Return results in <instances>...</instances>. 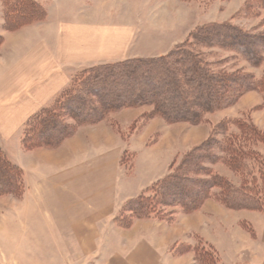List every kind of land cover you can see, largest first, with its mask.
I'll use <instances>...</instances> for the list:
<instances>
[{"label": "crops", "instance_id": "obj_1", "mask_svg": "<svg viewBox=\"0 0 264 264\" xmlns=\"http://www.w3.org/2000/svg\"><path fill=\"white\" fill-rule=\"evenodd\" d=\"M36 1L45 6L47 20L14 33L3 30L0 6V35L6 41L0 54V148L5 153L7 145L3 140L7 141L10 133L22 130L32 115L49 106L69 86L76 72L129 59L160 57L177 44L158 55L141 57L129 46L136 39L137 31L119 32L121 39L110 43L114 32L109 31L106 22H101L104 19L99 16L101 12L93 16L90 9L83 11V7L72 12L66 5L75 0ZM55 5L62 15L53 18ZM123 38L128 41L125 45L121 43ZM146 109H125L114 116L127 128ZM154 121L165 124L159 118L154 119L128 144L108 125L110 121H105L80 127L58 149L21 152L18 160L8 157L22 170L25 180L20 227L37 226L51 233L55 242L65 244L73 253L76 249L79 257L91 260V264H186L172 262L166 256L164 244L169 230L165 222L135 220L127 230L115 223L127 201L168 175L163 170L162 158H156L154 153L148 155L149 149H143ZM128 146L142 153L129 176L121 172V160ZM146 175L151 177L141 179ZM209 202L213 201H208L202 210L206 206H221L215 201L217 205ZM221 207L233 214H247V219L238 225L245 222L254 232L253 236L243 230L244 247L239 246L236 238L241 232H234L235 237L230 236L228 240L229 246L250 261L260 259L256 264H264V211H232ZM39 215L43 222L37 219ZM31 216L37 219L35 223L26 222ZM218 243L215 242L217 246ZM255 243L260 245L257 253L261 257L253 256L256 252L248 250L251 246L256 248ZM246 257L243 259L248 260ZM64 258L76 259L75 255Z\"/></svg>", "mask_w": 264, "mask_h": 264}, {"label": "trees", "instance_id": "obj_2", "mask_svg": "<svg viewBox=\"0 0 264 264\" xmlns=\"http://www.w3.org/2000/svg\"><path fill=\"white\" fill-rule=\"evenodd\" d=\"M257 2L264 10V0ZM0 3L6 32L47 19L45 6L36 0ZM2 40L0 37V45ZM212 51L233 54L250 67L259 68L264 63V33L249 32L231 22H213L197 27L188 41L165 56L129 59L78 71L50 106L27 120L24 148L57 149L78 127L103 122L110 114L131 108H151L144 122L159 118L169 125L193 126L202 124L207 115L235 106L251 92L259 93L262 100V105L253 110L264 109V76L214 68L207 59ZM251 161L259 165V178L253 175L251 183L244 180L238 187L211 168L223 164L234 175L243 176ZM22 175V170L0 148V197L20 196L24 189ZM257 179L264 190V131L249 117L224 120L206 141L184 154L166 177L127 201L115 223L127 230L135 220H166L162 214L168 208H178L188 215L211 199L232 211L263 212L264 192L258 189ZM242 225L254 236L249 225ZM183 247L185 250H177L174 255H183L190 249ZM197 260L199 264H218L214 251H198Z\"/></svg>", "mask_w": 264, "mask_h": 264}, {"label": "rangeland", "instance_id": "obj_3", "mask_svg": "<svg viewBox=\"0 0 264 264\" xmlns=\"http://www.w3.org/2000/svg\"><path fill=\"white\" fill-rule=\"evenodd\" d=\"M68 4L66 6L72 12H78L79 7H83V11L90 9L93 16L101 12L99 16L104 18L101 22H106L110 29L109 31L114 32L110 35V43L116 41L117 38L121 39L119 32L126 30L137 31L135 34L136 39L129 46L134 47L133 51L141 57L158 55L162 50H166L177 42L171 48L172 50L188 41L190 34L197 27L213 22H231L246 31L264 33V10L261 9L257 0H75V2L72 3L70 1ZM0 6L2 8L1 4ZM53 9L55 11H53L52 17H59L58 15L61 12L56 9V5ZM63 15L65 14L63 13ZM0 37L3 39L0 45L1 54V49L6 41L5 36L0 35ZM127 42L126 38H123L121 43L125 45ZM170 51L164 54L166 55ZM207 59L214 63V68H225L229 71L244 70L253 73L257 78L264 76V63L259 68H252L242 59L234 57L233 54L219 51H212L208 54ZM259 105H262L260 94L251 92L242 97L235 106L214 115H207L205 121L197 126L187 123L169 125L160 121H154L153 123L155 124L152 125V123L150 127V131H152L151 136L147 139L143 149H149L148 155L154 153L156 158H162L163 170L169 174L171 169L179 164L184 154L206 141L213 133L214 127L224 120L246 119L249 117L255 126L264 131V109L253 110ZM150 111H152L151 108H147L127 128L122 127L116 120L114 115L118 112L110 114L105 121H110L108 125L111 126L115 133L121 135L128 144L136 133H141L151 121L157 119L153 118L144 122L143 117ZM69 124L73 125L72 121H69ZM25 125L22 130L10 133L7 141L3 140L4 144L7 145L5 147L7 156L12 160H18L21 152L31 153L37 149H42L26 150L24 148L23 132ZM248 148L251 147L248 146ZM126 149L121 160V172L123 175L129 176L133 172V169L135 170L139 155L142 153L139 154L138 151L134 152L130 150L129 146ZM147 160L149 159L147 158ZM145 163L147 164V162ZM249 165L247 173L243 176L234 175L223 164L214 165L211 168L214 173L227 177L238 187L244 180L251 183L253 175L259 178V165L257 162L251 161ZM144 177L145 179H149L151 175L143 176L141 179ZM22 180L24 189L20 196L5 195L0 197V264H91V260L79 257L76 249L73 253L71 249L67 250L65 244L55 242L51 238V233H45V230L43 232V229L37 226L33 228L20 227V204L25 197L26 191L24 175H22ZM257 183L260 192H264L261 186L262 183L260 184L259 180ZM262 198H264V194ZM208 201L214 202L215 200L211 199ZM213 202L209 203L217 205ZM215 202L218 203L217 201ZM221 206L220 208L217 206H206L203 210L202 207L199 210L200 212L197 211L198 214L195 212L188 215L183 214L178 208H168L162 214L166 220L152 219L165 222L164 225L169 230L164 247L167 246L165 249L166 256L172 262L179 263V261H185L186 264H199L197 252L202 249L214 251L218 264H256L260 260L252 259L250 261L246 255L235 253L234 248L229 246L228 240L230 241V236L235 237L233 233L238 231L241 232V236L239 233L236 236L240 242L239 246H245L243 239L246 234L243 230L249 231L242 228V223L238 225V222L247 219V214L237 212L233 214L230 211L223 210ZM37 219L43 222L41 215ZM37 219H33L31 216L25 220L29 223H35ZM169 219L173 220L170 221ZM215 242H219V246ZM184 245L190 247L189 251L183 255L175 256L174 253L177 250L178 252L185 250ZM255 245H257L256 248L251 246V249L249 248L248 250L256 252L253 253V256H260V253H257L261 249L260 245L257 243ZM70 255H75L76 259L64 258ZM243 257L248 258V260L243 259Z\"/></svg>", "mask_w": 264, "mask_h": 264}]
</instances>
